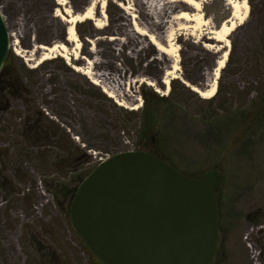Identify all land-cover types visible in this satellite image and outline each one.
<instances>
[{"label":"rangeland","instance_id":"rangeland-1","mask_svg":"<svg viewBox=\"0 0 264 264\" xmlns=\"http://www.w3.org/2000/svg\"><path fill=\"white\" fill-rule=\"evenodd\" d=\"M68 1L77 11L90 5V0ZM198 1L200 11L177 0H107L104 28L90 20L76 25L83 41L79 55L98 62L93 70L132 83L135 100L122 106V97H110L75 69L88 64L74 58L73 43L70 60L56 53L36 63L32 37L49 45L66 43L69 24L55 15L64 7L58 0H0L12 34L6 62L18 82L0 100V264H100L72 226L65 191L101 159L145 145L159 149L158 140L141 138L142 85L158 97L169 96L172 80L191 84L187 75L196 86L211 87L223 43L210 31L232 11L231 0ZM248 2L247 19L229 36V56L213 97L177 88L170 94L177 106L173 112L171 101L149 96L166 130L169 159L192 176L222 175L216 191L220 243L215 264H264V116L256 110L264 105V0ZM183 11L203 12L208 21L178 17ZM147 33L167 48L174 46L173 55L160 52ZM137 103L141 106L134 109ZM246 109L258 120L250 122ZM36 124L50 137L35 132ZM77 147L89 158L72 170L63 160Z\"/></svg>","mask_w":264,"mask_h":264},{"label":"water","instance_id":"water-1","mask_svg":"<svg viewBox=\"0 0 264 264\" xmlns=\"http://www.w3.org/2000/svg\"><path fill=\"white\" fill-rule=\"evenodd\" d=\"M9 48L0 12V72ZM221 181L218 171L192 176L153 153L120 152L81 182L71 223L102 264H215Z\"/></svg>","mask_w":264,"mask_h":264},{"label":"bare ground","instance_id":"bare-ground-1","mask_svg":"<svg viewBox=\"0 0 264 264\" xmlns=\"http://www.w3.org/2000/svg\"><path fill=\"white\" fill-rule=\"evenodd\" d=\"M180 2H183L186 4L187 7H192L196 10H201L202 3L198 0H177ZM58 3L60 5H63L64 7L62 9H58L56 12V16L60 17L63 21H66L69 26L67 28V37H66V43L65 42H56L52 45L45 44V43H38L36 41L35 37H32V47L33 52L36 51L37 58V64H40L50 58H53L54 55L57 53V56H62L66 59L71 58V49L69 46V43H73L76 47V51L74 52V58L76 60L85 62L88 64L87 67L80 65H76L75 69L78 72L83 73L84 75H88L93 81L94 84L98 86H102L104 92H106L110 97H122L123 99L119 100L120 105L126 106L129 105L131 101L135 100V94L131 90L132 89V83L124 82L120 79H115L111 77L108 73H98L95 72L92 68L93 64L98 63L95 59L90 58L86 55H79V50L81 49L83 45V41L79 37V33L77 31L76 25L80 22L84 21H95V26L98 29H102L106 26L103 17L106 16V11L104 9L107 5V0H100V7L103 8V10L100 9L99 11V3L97 6V2L95 0H90V5L86 6L82 9V11H77L74 6H70V3L68 0H58ZM229 4L232 7V17L228 18L227 20L223 21L220 27L216 29H212L210 33L212 34V38L216 39L217 41H220L223 43L220 50L223 49L222 55L220 58L216 61V68L214 71V76L212 79L211 87L209 89H202L198 86L192 85V88L194 91L198 92L201 96L211 98L215 95L217 86H218V78L221 73V69L224 68L226 61L229 56V48L231 46V42L229 39L230 34L235 30L237 26H239L241 23H243L249 14L250 6L248 0H231L229 1ZM121 6V4H120ZM243 10V11H242ZM156 13V12H155ZM149 14V13H148ZM178 17L184 18L186 20H195V19H204L205 21H208L207 18H204L203 12H199L198 14H189L186 11L180 12ZM154 22H159L158 20H155ZM134 30H136L137 33H141V27L137 22L133 23ZM149 36L150 42L156 46V48L166 54V55H173L175 51V47L167 48L161 40L153 33L146 34ZM111 40L114 39V37L110 38ZM91 51L94 52V47L91 48ZM16 52L21 55V51L19 48H17ZM31 56V54H28ZM161 59V57H158ZM32 57H29V60H31ZM174 69H177V65L174 66ZM162 82L170 87V79L165 78L162 80ZM149 85H155L154 82L148 81ZM157 90H159L157 88ZM137 100V98H136ZM141 106L140 103L135 104L133 107L134 109H137ZM132 107V108H133Z\"/></svg>","mask_w":264,"mask_h":264},{"label":"trees","instance_id":"trees-1","mask_svg":"<svg viewBox=\"0 0 264 264\" xmlns=\"http://www.w3.org/2000/svg\"><path fill=\"white\" fill-rule=\"evenodd\" d=\"M217 0H212V2H215ZM210 3H207L204 8H207L208 5ZM232 16V11L228 10L226 12V15L223 17V20L222 21H225L227 20L228 18H230ZM7 58H9L7 56ZM9 60V59H8ZM229 62V61H228ZM225 69V68H224ZM223 69V70H224ZM186 79L187 81H189V83H191V85H197V82L190 76H186ZM190 87L192 88V86H186L185 83H182L180 82L179 80H172V90L170 92V94L173 93V91H176L177 88H180L181 92H192ZM10 87H8L7 89H5L4 91V95H5V92H7L9 90ZM142 89H143V95L145 97V101H144V108L142 109L141 111V138H148V139H151L154 141L155 140H158L157 141V147L159 148L157 151L156 150H150L149 149H145L147 147V145H145L143 148V150H146L147 152H150V153H153L155 155H158L160 156L161 158L167 160L168 162H170L172 165H174L175 167L178 168V166H176L171 159H169V157L167 156V146H165L164 142H165V138H166V130L163 128L162 125H160V113L155 110V109H152L151 106L149 105V96L151 95L154 99H158V100H166V101H171L172 104H173V112L174 110L177 109V106H175L174 104V100L172 97H170V94L168 97H158L152 87H148L147 85H142ZM264 101V99H263ZM256 110H259V113L264 116V105H262L261 108L259 109H256ZM37 112V111H36ZM258 113V114H259ZM253 114H254V119H253ZM245 117H248V120H250V122L252 121H257V116L255 114V111L252 110V109H246L245 110V113H244ZM243 115V116H244ZM252 116V117H251ZM37 118L39 120H42L43 119V116L41 115V113L38 112V116ZM247 119V118H246ZM264 119V118H262ZM31 127H34V126H31ZM34 129L36 130L35 132H41L42 133V138L43 139H47L49 138L50 134L48 132V129L47 131L43 128V126H40L39 124H36V128L34 127ZM37 132V133H38ZM46 132V133H45ZM38 136V134L36 135V137ZM140 149V148H139ZM70 150V149H69ZM163 150V151H161ZM77 151V152H75ZM79 155V156H78ZM89 158V156L86 154V152H83V150H81L79 147L75 148V149H71L70 152H69V156L67 159L63 160V163H66V166L69 167L70 169L72 170H76L78 165H80V163H83L85 160H87ZM180 169V168H178ZM182 172L188 174L187 172L181 170ZM90 173V172H89ZM89 173H79L75 179H74V184L73 185H70L67 187L65 193L67 195V201H68V206H67V213L70 214V203H71V200L75 194V192L77 191L79 185L81 184V182L86 178V176L89 174ZM188 175H192V174H188ZM59 187L62 185H65V184H57ZM67 185V184H66ZM98 260V258H97ZM100 264H102L101 262H99Z\"/></svg>","mask_w":264,"mask_h":264},{"label":"flooded vegetation","instance_id":"flooded-vegetation-1","mask_svg":"<svg viewBox=\"0 0 264 264\" xmlns=\"http://www.w3.org/2000/svg\"><path fill=\"white\" fill-rule=\"evenodd\" d=\"M11 71H12V66L7 65V62H5V65L0 72V100L5 98L4 95L5 89L10 87L11 85L16 86L17 85L16 83H18L17 80L12 78Z\"/></svg>","mask_w":264,"mask_h":264},{"label":"built area","instance_id":"built-area-1","mask_svg":"<svg viewBox=\"0 0 264 264\" xmlns=\"http://www.w3.org/2000/svg\"><path fill=\"white\" fill-rule=\"evenodd\" d=\"M104 159H101V161H103Z\"/></svg>","mask_w":264,"mask_h":264}]
</instances>
